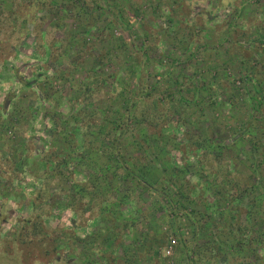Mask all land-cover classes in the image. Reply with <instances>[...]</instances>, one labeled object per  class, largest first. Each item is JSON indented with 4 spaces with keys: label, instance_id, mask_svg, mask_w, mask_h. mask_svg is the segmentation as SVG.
I'll return each instance as SVG.
<instances>
[{
    "label": "rangeland",
    "instance_id": "374dc122",
    "mask_svg": "<svg viewBox=\"0 0 264 264\" xmlns=\"http://www.w3.org/2000/svg\"><path fill=\"white\" fill-rule=\"evenodd\" d=\"M22 1L33 0H0V26L12 6ZM84 1L82 5L79 0H49V9L31 13L36 14L34 23L11 18L8 33L0 31V264H129L131 255L134 264H185L194 254L185 256L177 239L171 253L166 252L175 236L167 218L173 207L162 188L169 190L180 178L176 166L194 183L203 184L206 172L188 167L181 150H162L164 143L155 139L154 132L168 133L170 138L166 129L174 125L132 120L121 139L122 160L143 182L125 175L124 167L111 176L106 169L110 154L104 151L111 143L106 139L104 147L101 141V130H109L110 124L106 130L100 125L107 122L104 116L125 113L133 98L134 112L141 116L150 101L144 96L142 101V95L160 77L162 86L175 81L187 87L188 76L198 82L221 76L223 87L217 81L212 84L216 92L212 99L207 89L189 85L179 92V84L173 89L176 97L188 90L192 95L189 105L182 107L184 118L178 126L203 136L205 147L211 142L209 128L222 138L219 147L209 150L213 153L206 158L207 166L228 175L206 192L210 201L213 188L220 189L218 195L225 189L233 193L235 174L249 184H262L264 162L257 165V161H264V0ZM135 63L138 74L129 71ZM76 128L83 146L79 139L70 141ZM144 141L147 150L140 147ZM145 154L152 161L149 171L138 169ZM51 159L57 165L50 170L46 165ZM60 169L69 173H58ZM78 180L88 184L89 194L114 186L120 194L128 190L134 199L128 211L114 210L118 217L114 223L103 221L101 214L95 220L92 212H100L95 206L100 198L95 202L85 197L79 208ZM144 180L160 190L146 189ZM43 184L47 192L41 194ZM164 211L166 219L161 221ZM256 212L255 224L263 213ZM218 214L212 213L215 224L227 217L225 213L219 219ZM124 215L132 228H125L118 240L113 232L123 227ZM152 223H158L167 237L161 247L147 250L155 236L149 228ZM185 226L189 233L190 225ZM249 229L246 233L252 234L253 228ZM79 236L85 240L79 241ZM88 243L94 248L86 253Z\"/></svg>",
    "mask_w": 264,
    "mask_h": 264
},
{
    "label": "trees",
    "instance_id": "16d2710c",
    "mask_svg": "<svg viewBox=\"0 0 264 264\" xmlns=\"http://www.w3.org/2000/svg\"><path fill=\"white\" fill-rule=\"evenodd\" d=\"M79 1L82 5L86 3V1L84 0ZM25 3L24 1L16 3L14 7L12 6V11L5 15V17L7 18H2L0 26L1 32L3 31L4 33H8L9 26L7 27L6 25L7 21L11 23V20H14L15 18H22L26 23L29 21L34 23L36 21V14H33L31 16L32 12H35L36 9L39 8L49 9L51 7L49 4V0H33L32 2L28 1ZM25 6H27V9H25ZM0 8L1 10L3 9L2 5H0ZM11 27L16 29V25ZM21 36L22 34L19 37L17 36V39L19 40ZM198 56L200 57V54H198ZM130 70L138 74V65L135 63L134 66L132 65V67L129 68V71ZM221 78V76H218L216 80H206L205 78H202L201 81L203 82L202 86H200L201 81H195L194 76H188V86L190 85V88L192 89L193 87L195 89H207V93L209 92L208 95H210L212 99V97L216 93H213L212 84L217 81L219 82V86H222L223 83L221 82H223L224 80L223 78L221 80ZM162 80L163 78L160 77L158 81L151 86L150 89L145 90L144 95L141 94L142 97L144 96L145 98H147V100H150L144 107L141 116H138V114L134 112V107H136L137 101L134 98L125 113L122 114L120 113V111H116L113 112L112 115L104 116L106 117L105 122H107L102 123L100 125L101 129L106 127V124L108 123L110 124V126H107L110 128L107 131H103V129L101 130V134H104L103 139L101 141L102 143L104 142V147H106V139H108V142L111 143L110 148H107L105 150L103 149L104 151L107 150V153L110 154V159L108 160V165L106 169L108 170L111 176H114L116 175L119 169L124 167V170H126L125 175H127V173L132 174L134 175V177L132 176L133 180L142 183L143 180L140 179L138 175H135L134 169L131 166L124 165L125 163L122 160L123 146L121 139L124 137L125 134H127V132L130 131L129 126L132 120L135 121L137 124L148 122L149 124L154 125L162 123H167L166 125L170 124L169 126L174 125V128L169 127L170 131L166 129V131L171 134L170 138H167L168 133H164L162 131H155V139L159 143H164L161 146L163 148L162 150H181L182 155H185V164L188 165V167L194 165L195 168L199 167L200 169H203V171L206 172L205 176L207 177L206 181L202 182L204 184V188L202 186L203 184H201L199 180H197L196 183H194L195 181L192 182L191 177L184 176V173H182L184 171L183 168L176 166L175 172H177L176 174L180 175V178L173 181V186H170L169 190L166 191L164 190L165 188H162V193L169 197L168 201L170 202V204H172L171 206L173 207L172 216L171 214H168L167 216V218H170L168 220V226L170 227L169 229L172 231L171 236H175V238L178 240L177 248L180 251L182 250V253L185 254V256H189L191 255V253L194 254L193 258L188 260L185 264H242L243 262L249 261L250 259L253 260V262H251L252 264H264V178H261L262 184L258 182L249 184L248 180L245 179L244 176L235 174V176L232 178L235 182V185L232 187L233 193L231 191L228 192V189H225L226 191L218 195L220 189L213 188L214 200L210 201L206 192L212 189L213 186L215 187V185H218L221 178L226 177V175H228L227 171L214 173L210 171V168L207 166V159L210 158V155H212L213 153L209 150H214L215 147H219L217 142L222 140V138L218 137L216 131H214L212 128H209L208 135L210 137L209 140L211 139V142L207 147H205V145L203 146V142H205L203 141V136H198V134L191 133L188 130L183 131V129L178 126L184 118L185 109L183 110L182 107L189 105L190 99H192V95L188 90L186 94L181 93L180 96L176 97L174 96V92L176 91H173V89L178 87L179 84V86L181 87L179 88V92L184 91L182 89L185 86V82L177 83L174 81L170 84L162 86L160 84V81ZM190 82L193 83L190 84ZM188 86L185 87L188 88ZM162 92L167 94L163 95ZM144 97L142 98V101L145 100ZM196 98H194L193 100L198 103L199 101ZM82 111V109H79L80 113H82ZM106 129L107 128H104V130ZM131 133L134 135L136 134V132ZM76 139H79L80 146H83V139L81 138V133L77 128L74 134V138L70 139V141L73 143V141ZM146 141H144L143 143H141L142 145H140V147L143 146L145 150H147L146 148L148 147V145H146ZM101 145L102 144H100L99 148H101ZM93 146L94 145H92V147ZM145 150L143 151L144 153ZM72 152H74V149L72 150ZM146 154L148 155V152ZM146 154L144 157L143 155H141L140 157L144 162V166L142 165L141 168L138 166L137 167L138 169H142L144 167L147 171H149L152 166V161L149 159L150 156H147ZM68 155L69 153H66L65 155L63 154V159H65V157H67ZM194 155L196 156L192 157ZM190 157L193 160V163L189 159ZM262 162H264L263 159L257 161V165H262ZM49 163L50 165L46 166L50 170L53 164L57 165L56 162L53 161V159H51V161L49 160ZM66 171L68 170L60 169L58 173H69ZM188 171L191 172L192 170L188 168ZM70 174L72 177L74 175V172L71 170ZM125 175L123 174L122 177H124ZM212 176L213 180L210 179ZM77 182L79 184L78 187H80V190H78L77 192H79V195L81 197L79 196L78 199L75 201H77L78 205L80 206L79 208H81L82 205L85 204V197H88L90 200L95 202L98 198H100V201L95 203V206L98 207L100 212H98V210L97 212H92L95 217V220H97L102 215L103 217H101V219H103V221H109L114 223V221H116L118 218L113 215L116 213V211L114 210L121 209V207H124L126 211H128L127 209L129 208V202L134 199V195L131 194V192L129 193L128 190H124L123 194H120V188L114 186H112L110 189H107V191L97 189L94 192V190L92 189V193L89 194L88 192H85L88 190V184L82 180H78ZM144 182L147 183L145 184L146 189L152 190L154 191V193L156 190H160V188H156L157 186H155L154 183L150 184L148 180H144ZM44 185L45 184H43V186L41 187V194L47 192V188ZM164 186L166 185L162 184L160 187ZM152 188L156 189L153 190ZM196 190H198V192H196ZM87 193L89 196H87ZM173 202H175L178 206H175L176 204H174ZM192 205L194 206L192 207ZM262 206V216H260L258 223L255 224L253 221L255 211L257 209V212L260 214L261 212H259V208H262ZM79 212L81 214V211ZM216 212H219V214L216 216L219 219L220 215L224 216L225 213L227 214V217L225 216V219H223L222 217L221 220L217 222L218 224H215L214 219L212 218V213L215 214ZM164 219H166L165 211L161 221H163ZM128 220L129 219L124 215L122 224H116L123 225V227H119V230L115 229L113 232V234H115V238H118V240H120L119 237L123 236V231L125 230V228H132L131 223H126ZM28 221L31 222L32 219L29 218ZM186 223L190 225L189 233L186 232ZM37 224L34 225L33 223V226L37 227ZM38 226L40 227L39 224ZM149 228L155 232V236L153 237L154 240L152 246L150 245V242L147 243L146 241H144V243H147V250L154 249V247H156L157 245L161 247L167 237L164 235L165 231L163 232L162 227L158 223L154 226L153 223L150 224ZM247 228H253V233L247 234ZM34 234L36 235V233ZM143 234L145 237H147L149 235V231L147 230L143 232ZM159 234H161V238L159 237ZM15 235L17 234L15 233ZM78 239L79 241L85 240L80 236ZM56 241L57 240H53V243H56ZM120 244L121 242L117 243L118 246ZM196 244L199 246L198 248L195 247ZM55 246L56 244L54 245V248ZM93 248L94 246L89 245L88 243L87 250H85V252L87 253L89 252V250H93ZM142 248L143 246L140 247V249ZM127 260L130 261L129 264H134L136 262L133 259L132 255ZM114 261L115 259L113 258V261L111 262Z\"/></svg>",
    "mask_w": 264,
    "mask_h": 264
},
{
    "label": "built area",
    "instance_id": "2783aa9c",
    "mask_svg": "<svg viewBox=\"0 0 264 264\" xmlns=\"http://www.w3.org/2000/svg\"><path fill=\"white\" fill-rule=\"evenodd\" d=\"M176 238H173V237H171V241H170V244H169V246L167 247V253L168 254H170L171 253V249L173 248V246H174V243H176V240H175Z\"/></svg>",
    "mask_w": 264,
    "mask_h": 264
}]
</instances>
